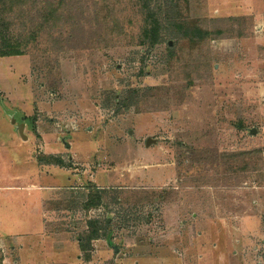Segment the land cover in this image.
<instances>
[{
	"label": "rangeland",
	"instance_id": "1",
	"mask_svg": "<svg viewBox=\"0 0 264 264\" xmlns=\"http://www.w3.org/2000/svg\"><path fill=\"white\" fill-rule=\"evenodd\" d=\"M117 10L119 40L0 57V264H264V0H179L195 26L245 18L198 49L165 21L140 45Z\"/></svg>",
	"mask_w": 264,
	"mask_h": 264
},
{
	"label": "trees",
	"instance_id": "2",
	"mask_svg": "<svg viewBox=\"0 0 264 264\" xmlns=\"http://www.w3.org/2000/svg\"><path fill=\"white\" fill-rule=\"evenodd\" d=\"M125 1L133 5L135 9H139L142 24L140 25V32L137 34L140 39L138 44L147 45L149 48H153L163 41L162 21H165L169 28L174 29L177 37H180V41H186L191 49H198L202 44H207L209 40L234 37L237 29L236 24L245 19L240 17L215 18L213 27H209L207 21L203 26H195L184 22L182 19L179 0ZM120 2L123 0H0V57L22 56L29 52V49L38 48L47 40L55 46L62 44L80 45L85 43L87 39L91 42L94 34L101 37L100 41L104 39L108 42L113 39L119 40L126 35L124 21L117 15ZM165 10L170 12L169 17L165 15L161 17L160 13L165 12ZM173 14L174 17H172ZM126 21L130 22L129 19ZM211 22L213 21H210V24ZM69 24L76 26L86 37L77 38L78 33L72 31L63 33V29ZM243 24L244 21H242L241 26ZM82 38L84 40L79 41ZM167 46L169 49V42ZM82 47L84 48V46ZM128 94H137V91L130 90ZM127 104L126 107L132 103L127 102ZM201 150L204 154L206 151H211L208 148ZM259 152L261 153V151ZM239 154L226 155L230 160L238 162L236 155ZM195 159L193 156L190 160L194 162ZM233 161L230 163L233 164ZM236 170L237 168L231 171H235V179L238 178V170ZM199 187L208 186L200 185ZM102 198L103 192L96 188L93 189L88 195L85 207L91 208L101 205ZM104 223L105 225L108 224L106 220ZM98 237L96 228L79 242V248L87 263L89 257L86 253L90 249V241Z\"/></svg>",
	"mask_w": 264,
	"mask_h": 264
},
{
	"label": "water",
	"instance_id": "3",
	"mask_svg": "<svg viewBox=\"0 0 264 264\" xmlns=\"http://www.w3.org/2000/svg\"><path fill=\"white\" fill-rule=\"evenodd\" d=\"M14 123V121H13ZM23 127H24V124L23 122L17 124L16 126V130H18L19 134L21 135L22 139H26V136L23 135ZM252 133H254V130L251 131ZM155 140L154 139H147L146 140V146H149L151 143H154Z\"/></svg>",
	"mask_w": 264,
	"mask_h": 264
},
{
	"label": "crops",
	"instance_id": "4",
	"mask_svg": "<svg viewBox=\"0 0 264 264\" xmlns=\"http://www.w3.org/2000/svg\"><path fill=\"white\" fill-rule=\"evenodd\" d=\"M23 129H24V127H23ZM16 186H18V187H19V188H17V189H22V188H24V189H25V188H26V186H27V187H28V186L30 187L31 185H30V184H28V185H22L21 183H19V184H18V185H16ZM234 217H237V216H234ZM214 221H217V220H213V222H214ZM0 241H1V240H0ZM77 259L79 260V263H80V261H81V260H80V258H79V254H77Z\"/></svg>",
	"mask_w": 264,
	"mask_h": 264
}]
</instances>
